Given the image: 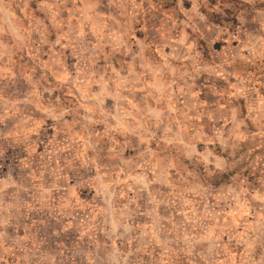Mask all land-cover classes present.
<instances>
[{
	"label": "rangeland",
	"instance_id": "obj_1",
	"mask_svg": "<svg viewBox=\"0 0 264 264\" xmlns=\"http://www.w3.org/2000/svg\"><path fill=\"white\" fill-rule=\"evenodd\" d=\"M0 264H264V0H0Z\"/></svg>",
	"mask_w": 264,
	"mask_h": 264
}]
</instances>
